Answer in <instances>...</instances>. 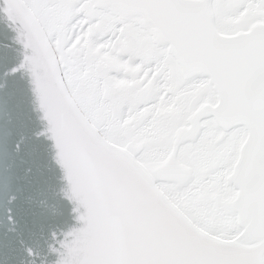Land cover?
Segmentation results:
<instances>
[{
    "label": "snow or ice",
    "instance_id": "snow-or-ice-1",
    "mask_svg": "<svg viewBox=\"0 0 264 264\" xmlns=\"http://www.w3.org/2000/svg\"><path fill=\"white\" fill-rule=\"evenodd\" d=\"M0 264H264V0H0Z\"/></svg>",
    "mask_w": 264,
    "mask_h": 264
}]
</instances>
